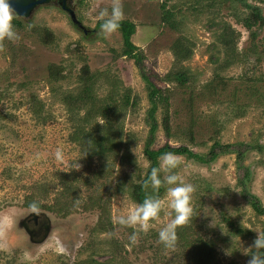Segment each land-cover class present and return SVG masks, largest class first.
<instances>
[{"label":"rangeland","instance_id":"1","mask_svg":"<svg viewBox=\"0 0 264 264\" xmlns=\"http://www.w3.org/2000/svg\"><path fill=\"white\" fill-rule=\"evenodd\" d=\"M165 1V9L176 13V28L160 24L161 0H73L87 31L52 2L35 8L28 19L15 15L23 21L16 29L19 38L0 41V264L89 259L99 264H247L257 251L251 246L257 232H263L264 215L242 196L240 179L249 168L247 186L264 205V23L253 25L258 32L254 37L241 22L250 10L239 3ZM250 2L260 5L264 15V3ZM116 3L122 19L136 23L132 40L145 56V73L170 95L172 136L165 130V105L160 102L154 149L170 143L207 154L215 141L262 145L246 153L242 169L236 153L211 163L175 154L180 164L174 171L194 191L190 220L175 228V233L187 231L188 240L176 236L180 238L171 248L158 238L174 217L165 190L159 196L161 212L147 230L116 222L139 204L129 185L140 182L151 165L144 152L151 107L146 80L135 61L122 55L119 30L108 35L95 30L99 12L110 13ZM228 25L236 37L231 46L221 35ZM41 29L54 39L43 42L41 34L47 31ZM177 39L191 50L188 59L174 45ZM53 64L61 67L58 80L49 71ZM86 66L87 75L97 76L95 96L114 97L118 103L125 94L130 97L114 117L113 151L102 161L87 158L89 142L81 141L77 130L83 126L98 137L105 121L87 113L88 103L72 110L64 99L80 90ZM185 68L190 79L184 86L161 79ZM100 167L103 176L97 178ZM31 200L42 207L29 208ZM34 210L46 212L52 222L42 243L31 242L19 226ZM201 241L212 248L208 257L192 245Z\"/></svg>","mask_w":264,"mask_h":264},{"label":"trees","instance_id":"2","mask_svg":"<svg viewBox=\"0 0 264 264\" xmlns=\"http://www.w3.org/2000/svg\"><path fill=\"white\" fill-rule=\"evenodd\" d=\"M152 2H157L160 0H148ZM161 4L159 7L163 9V13L161 15L160 19V24L164 23L168 26H171L173 28H176L178 25L177 20L174 19L176 13L173 12V10L170 9H165L166 7V1L161 0ZM199 1V0H196ZM218 1H228L232 3H239L246 7L247 9L250 10L249 14L243 18L241 22H243L247 28L250 30L251 34L255 37L258 35V32L253 30V25L255 24H263L264 23V15L262 14V9L260 5L250 2H259V3H264V0H218ZM100 22H98V28H100ZM13 25L16 27H20L23 25V21L19 19L17 16L14 17L13 20ZM231 26H226L224 29V33L221 34L223 36V40L226 41L230 46L233 42V40L236 38L231 37L233 35V32H231ZM41 30H46V29H41ZM120 31L123 39V51L122 55L127 56L131 59H133L138 66L142 77L144 80H146V83L148 85V90H149V100L151 107L148 110V121L150 123V131L148 134V138L145 144L144 152L148 159L151 162L150 168L148 169L147 173L145 176L141 179L140 182H131L130 187V195L131 197L138 203H142L145 197L149 195H155V196H160L162 192L165 190V185H162L159 189L158 192L153 193L151 184H150V173L151 169L153 167H158L159 166V161L158 159L166 152H171L174 154H187L190 157H193L195 160L200 161L202 163H211L215 161L220 155L222 154H227V153H236L237 155V164L240 169L244 167L243 161L246 157V153L250 151L252 148H257L258 150L262 149L261 144H251V143H245V142H237V143H227V144H222L219 141H215L212 147L210 148L209 152L207 154H201V153H196L193 150H191L188 146L186 145H180V146H172L170 143H166L162 147L158 149H154L152 147L154 140H155V132L159 127V123L157 122V117H156V112L158 110L159 103L162 102L165 105V114L163 118V124L165 127V130L167 134H170L172 136V129L170 127V114H169V105H170V95L167 94V92L164 94L162 92V89L157 87L153 81L151 80L150 76L147 75L144 71V59L145 56L142 53V50L134 43L132 40V37L136 33V23L129 19H121L119 28L117 29ZM47 32L42 33V40L43 42H46L47 40H53V36L48 30ZM229 31V34L226 33ZM227 36H226V35ZM177 48H179L180 54H182V58L188 59L191 55V50L189 49H183L182 43L180 42V39H177L174 44ZM183 50H186L183 52ZM188 68H185L183 70L177 71L175 73H170L168 76L162 77V80H175L177 83L180 85L184 86L190 79L188 75ZM50 73L52 74V80H58L62 76V71L61 67L58 65H51L50 66ZM54 71L58 73H54ZM89 71V67L86 66L84 68V74H86ZM86 72V73H85ZM82 80V87L77 93H67L65 95V100L66 103H68L69 108L72 110H79L80 108H83L84 105L88 103V111L92 112L91 116L94 117H100L105 121V124L103 126L104 133H100L98 137H92L94 130H91L90 132L85 131V127H78L77 133H81L80 135L83 136L82 139H80L83 142H89V152L87 155V158H90V161L93 159H98L99 161H102V159H106L112 151L114 147V143H112L117 136V133L114 131L113 128V120H115V116L119 114V110L123 107L129 104L130 102V97L128 94H125L123 96V99L121 103H118L117 100L114 97H107V98H98L97 96L94 95V87L93 83L97 80V76L94 73H91L90 75H85L81 76ZM67 100H70V102H67ZM136 102V101H135ZM88 114H86L85 120L84 121L88 122V118L91 117ZM116 135V136H115ZM86 140V141H85ZM245 173L242 179H240L241 184L243 185V193L242 196L252 205L253 209L259 213L264 215V205L260 199V197L253 193L249 187L247 186V182H249V178L251 176L249 168L245 167ZM103 169L101 167L97 171V178L103 176ZM96 178V179H97ZM126 187H123L122 190H125ZM35 204V208H41L42 205L38 202H35L33 200L28 201L27 205L29 208L30 205ZM185 229V228H184ZM182 232V233H181ZM187 231H178L176 232V236H180L182 238L185 237L188 240V232ZM264 232V229H263ZM237 233L241 234L242 230L237 229ZM179 237V238H180ZM177 238L176 240H178ZM175 240V241H176ZM192 242V245L194 247H197V249L201 250L206 257L209 256V253L212 251V248L207 242L201 241L200 243ZM261 254H264L262 252ZM99 264V262L95 259H92V261L89 260H84L82 262H78L77 264ZM104 264V263H102Z\"/></svg>","mask_w":264,"mask_h":264},{"label":"clouds","instance_id":"3","mask_svg":"<svg viewBox=\"0 0 264 264\" xmlns=\"http://www.w3.org/2000/svg\"><path fill=\"white\" fill-rule=\"evenodd\" d=\"M16 13L10 7L9 0H0V41H15L18 34L13 25ZM123 13L118 3L112 6L111 12L101 10L99 12L100 33L108 35L119 28ZM87 29V28H86ZM59 156V153H57ZM180 164V159L171 152H166L160 157L158 167H153L150 173V184L153 193L159 191L162 185H166V196L168 197V205L174 213L171 222L161 228L158 233L159 240L165 247H174L176 240L175 228L178 225L187 223L193 209L191 207V194L193 193V185L185 183L174 171ZM161 173H164L161 176ZM30 207L35 208L33 203ZM162 209V201L158 196L149 195L145 197L142 203L130 208L126 216H118L117 223L121 226L139 225L140 229L147 230L151 221H155ZM252 252L247 264H264V232H257L256 238L253 240ZM248 252L247 249L245 251Z\"/></svg>","mask_w":264,"mask_h":264},{"label":"water","instance_id":"4","mask_svg":"<svg viewBox=\"0 0 264 264\" xmlns=\"http://www.w3.org/2000/svg\"><path fill=\"white\" fill-rule=\"evenodd\" d=\"M52 2L66 11L71 20L81 29L87 31L85 25L77 18L73 0H9L10 7L14 12L26 19L32 17V14L40 5ZM19 226L23 228L29 240L34 243H42L48 239L52 231V222L48 214L43 211H31L29 215L20 220Z\"/></svg>","mask_w":264,"mask_h":264}]
</instances>
